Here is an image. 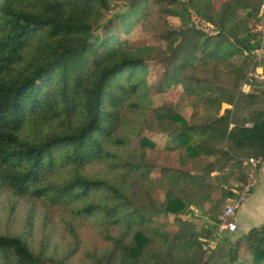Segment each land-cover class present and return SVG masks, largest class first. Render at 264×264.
<instances>
[{"label": "trees", "instance_id": "obj_1", "mask_svg": "<svg viewBox=\"0 0 264 264\" xmlns=\"http://www.w3.org/2000/svg\"><path fill=\"white\" fill-rule=\"evenodd\" d=\"M263 4L0 0V195L31 203L24 222L0 225V264H205L213 231L181 215L193 206L216 227L235 197L228 179L248 176L242 159L264 160V80L247 91L230 81ZM155 5L164 16L192 10L217 34L164 22L155 54L137 43ZM151 58L164 67L159 90L180 85L171 94L181 104L155 110L171 129L172 166L147 157L154 143L141 136ZM160 214L174 215L176 233ZM229 259L264 264V224L239 236Z\"/></svg>", "mask_w": 264, "mask_h": 264}, {"label": "rangeland", "instance_id": "obj_2", "mask_svg": "<svg viewBox=\"0 0 264 264\" xmlns=\"http://www.w3.org/2000/svg\"><path fill=\"white\" fill-rule=\"evenodd\" d=\"M179 2H186L187 0H178ZM163 5V2H161ZM160 3V4H161ZM153 13L149 15V20H147L145 24V31L144 33L139 36L138 38V45L139 46H150V47H155V54L160 51H164L166 48V42L165 40H162L160 38L159 33L163 30L164 24L166 23L167 25L174 27L178 26L179 24L183 26H190L191 21L188 16V13H186L183 18L178 17V16H164L163 13H161L158 10V6H154L153 8ZM163 11V10H162ZM165 22V23H164ZM212 27L214 25L210 22H208ZM215 28V27H214ZM216 29V28H215ZM244 36L247 35V31H244ZM242 56L236 57L235 62L237 63L238 66V72L236 77L231 79L230 81L237 84L240 80H237V77L240 78L241 75V65L244 66L245 60ZM248 60V59H247ZM246 60V61H247ZM249 63V61H247ZM148 63V72L146 75V81H147V86H148V91H149V103L150 107L152 108L151 111H149L146 116V125L143 127V131L141 136L147 140H151L154 143V146L152 148H149L146 150V155L147 157H150L152 159H160L163 160L168 166H172L175 164L176 160V154L175 152L168 153L167 151L170 150L173 146V140L170 137V131L171 129L169 125L164 124L162 125V122L157 119L156 114L157 112L155 110L160 108H165V106L169 103H174V104H181L178 102V100L171 94V93H176L177 90H180V85L175 84L173 86H170L169 88H166L165 90H159L157 86V78L159 77L160 72L163 71L164 67L161 63L158 62L157 59L151 58V60H147ZM248 68V67H247ZM229 81V80H227ZM240 83V82H239ZM176 99V101H175ZM231 106H228L227 104H222L221 106V113L225 109H229ZM183 114L188 116L189 111H183ZM135 143V141L133 142ZM136 145V143H135ZM139 146V143L137 141V147ZM245 159V158H244ZM242 159V160H244ZM157 160V161H160ZM243 166H247L246 164L242 163ZM214 173V172H213ZM225 177V176H224ZM229 180V185L230 188L232 189L235 185H240L243 183L238 177H234ZM158 195L160 199H163L164 194L161 189H158ZM227 204V201L225 202V205ZM224 205V206H225ZM31 203L23 198H17L14 197L13 194H7V195H0V225L6 224V225H12L14 221V225L17 224L18 222H24L26 218L24 215L29 214L28 210L31 208ZM204 208H207L206 206ZM224 208V207H223ZM222 208V209H223ZM221 212V211H220ZM219 212V213H220ZM218 213V214H219ZM217 214V215H218ZM181 218L184 219H191L199 225H204V228H210L212 229L214 221L212 219H209L204 212H200L198 209L195 207L191 206L189 210H187L184 215H181ZM217 218V216H216ZM159 220L161 222H166L168 223L167 231L171 233H176L175 231L177 230V226L174 225V215H165V214H160ZM40 226V222L38 223ZM28 230V229H27ZM213 230V229H212ZM44 230L40 227V229L32 231V243L34 244L35 247L38 248L39 245L44 243L45 241V236L43 235ZM64 236V235H63ZM236 236V235H235ZM238 235L237 238L238 239ZM57 241V239L53 238V242ZM52 251V246L49 249ZM66 251V241L62 239L61 244L59 248L57 249V253L59 255L65 254ZM230 262V260H229ZM237 264V263H235Z\"/></svg>", "mask_w": 264, "mask_h": 264}, {"label": "built area", "instance_id": "obj_3", "mask_svg": "<svg viewBox=\"0 0 264 264\" xmlns=\"http://www.w3.org/2000/svg\"><path fill=\"white\" fill-rule=\"evenodd\" d=\"M189 18L191 25L198 31L205 34L215 35L217 30L212 27L208 22L201 19L196 12L190 10ZM249 43L252 44L253 48L250 50L249 55L253 61V65L245 74L244 80L240 83V89L247 91L248 82L251 79H256L258 81L264 80V70L260 66L262 58L264 55V4L258 14V18L252 28L249 30ZM244 164L250 166L248 176L246 180L240 185H235L231 191L235 197L228 198L227 204L223 210L217 215V224L215 227V232L221 234L222 232H236L237 223L235 220V214L237 208L242 203L241 201L249 197L257 182V170L258 164L260 162L259 158L248 157L243 160ZM212 245V236L207 239H203V250L207 251Z\"/></svg>", "mask_w": 264, "mask_h": 264}, {"label": "crops", "instance_id": "obj_4", "mask_svg": "<svg viewBox=\"0 0 264 264\" xmlns=\"http://www.w3.org/2000/svg\"><path fill=\"white\" fill-rule=\"evenodd\" d=\"M262 7V6H261ZM261 10V9H260ZM260 12V11H259ZM242 56L245 60L243 65H241V75L237 80L245 78V74L253 65L251 55L247 56V53ZM264 56V55H263ZM261 66V65H260ZM248 67V68H247ZM262 67V66H261ZM243 80H240L241 83ZM238 82V87L240 89V83ZM244 91V90H243ZM226 105V104H225ZM244 163V162H243ZM257 182L252 194L242 200L240 206L236 210L235 220L237 223L236 232H222L221 234L216 233L215 224L212 227V245L209 247L211 250L208 252L205 264H230L229 262V250L236 242L237 235L244 236L251 229H256L264 224V160L260 161L257 170ZM209 205L207 204L206 207ZM207 209V208H206ZM236 235V236H235Z\"/></svg>", "mask_w": 264, "mask_h": 264}]
</instances>
